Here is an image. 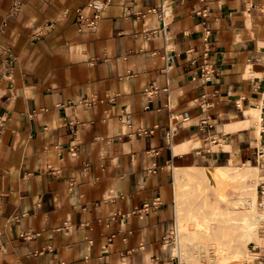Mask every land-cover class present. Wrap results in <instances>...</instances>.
Returning a JSON list of instances; mask_svg holds the SVG:
<instances>
[{"label":"crops","instance_id":"crops-1","mask_svg":"<svg viewBox=\"0 0 264 264\" xmlns=\"http://www.w3.org/2000/svg\"><path fill=\"white\" fill-rule=\"evenodd\" d=\"M93 1L0 0V264H172L176 172L261 171L264 0Z\"/></svg>","mask_w":264,"mask_h":264},{"label":"rangeland","instance_id":"rangeland-1","mask_svg":"<svg viewBox=\"0 0 264 264\" xmlns=\"http://www.w3.org/2000/svg\"><path fill=\"white\" fill-rule=\"evenodd\" d=\"M204 168L206 167L193 168L191 166L182 168L179 170V172H176V224L179 232L178 238L180 246L178 245V247L180 248V250L179 252L177 250H175L174 252L180 256L181 264H252V256L254 255L251 252L250 248L252 244L257 245L255 242L257 236L256 232L252 234V237H250V241L248 242L246 248L242 251V253H251V255H249L250 253H246V257L244 258V260H242V257L237 260L227 259L225 263L224 261L219 262L218 256L213 255L214 253H212L210 246L217 243L216 240L220 239L225 232H229V235L236 234V231L239 232V228L237 229V227H234L235 230L237 229L235 231L232 230L233 227L231 228V226H236L239 223V219H241L242 216H244V214H246L247 212H253L252 214H256L258 208L257 213L264 214V203L263 205H261V203H259V199H257V206L255 205L254 207H252L249 201H247L248 199L252 197L254 198L256 196L254 193L253 185L257 184L255 182L258 179L257 173L259 172V170L256 169V171H252L249 169L248 172H245L246 174L244 176H240L238 179L232 180L235 182L237 188H231L229 194L224 195L223 201L221 202V204H219L218 194L210 186H208L209 184L207 183L203 175ZM240 170L244 169L240 168ZM244 201H247L245 203V206H243ZM217 206H220V210L216 209V212H213V207L215 208ZM255 207L257 208L255 209ZM249 208H253V210ZM244 210L246 211V213ZM197 216L202 219H204L205 217H212V220L207 222L210 227H207L206 224L204 225L205 222L202 219H200L204 222L202 227H200L201 225H196L193 227L194 217ZM232 216L236 219L235 221L230 220L231 218H233ZM180 219H183L186 226L185 228H187L188 225H192L186 235L184 233L185 231H183L184 228H180L181 230L179 231ZM190 220L192 222H189ZM231 221H234L233 224L231 223ZM263 232L264 218L258 226V234L260 237L262 236L264 238ZM180 241L183 243V245H181ZM262 241L263 240H261L260 242ZM260 245L264 246V244L262 243H260Z\"/></svg>","mask_w":264,"mask_h":264},{"label":"bare ground","instance_id":"bare-ground-1","mask_svg":"<svg viewBox=\"0 0 264 264\" xmlns=\"http://www.w3.org/2000/svg\"><path fill=\"white\" fill-rule=\"evenodd\" d=\"M252 112L255 113V114H258V112H256V110H254V109L252 110ZM258 133H259L258 135L260 136V132H258ZM240 168H242L244 170H240ZM249 169L252 170V171H254V170L256 171V169L259 170V167L258 166H252V165H249V164H246V163L244 165H236V164L231 163L230 165H225V166H213V167H210V168L206 167V168L203 169V175H204L207 183L209 184L208 186H210L218 194V196H219L218 203L221 204V202L224 199L223 198L224 195H228L231 188H234V189L237 188L235 182L232 181V180L238 179L240 176H244L246 174L245 172H248ZM257 177H258V179L255 182L257 184L253 185L254 193H255L256 196L254 198L252 197L253 199L250 198V199L247 200V201H249V203L251 204L252 207H254L255 205L257 206V199H258L257 185L260 182V179L262 177L259 172L257 173ZM246 202L244 201V205L243 206H245ZM219 208H220V206H217L215 208L213 207V212H216V209L218 210ZM256 208L257 207H255V209ZM249 209H251V208H249ZM251 210H253V208ZM257 212H258V208H257ZM257 212H256V214H252L253 212L252 213L251 212H249V213L247 212L246 213V211H245L246 214H244V216H242V218L239 219V223L237 224L239 226H237V225L236 226H234V225L231 226V228L233 227L232 230H235L234 227L235 228L237 227V229L239 228V232L236 231L237 230L236 229L235 230L236 234H232L234 236L229 235V232H225V233L223 232L224 234L222 235V237L220 239L216 240L217 243H215L214 245L210 246V249H211L212 253H214L213 255H217L218 256L219 262L224 261V263H225L227 259H230V260L231 259H235V260H237V259H240L242 257H243L242 260H244V258L246 257L245 256L246 253H250V252H246V253L243 252L242 253V251L246 248L248 242L250 241V237H252V234H254L255 232L257 234L256 240H255L256 244H260L261 243L260 241L262 240V238L258 234V226H259V223L264 218V214L263 213H257ZM240 213H241V211H240ZM190 218H192V217H190ZM200 219H202V218H199L198 216L194 217V225H193V227L196 226V225H198V226L201 225L200 227H202L204 222H205L204 225L206 224L207 227H210V225L207 222L212 220V217L211 218L205 217L204 219H202L204 222L202 220H200ZM191 220L189 222H192ZM230 220H234L235 221L236 219L233 217ZM234 221H231V223L233 224ZM185 227L186 226H185V223H184L183 219L182 220L180 219V221H179V231L181 230L180 228H184L183 231H185L184 233L186 235L187 232H189V230L192 227V225H188L187 228H185ZM183 231H182V233H183ZM233 233H234V231H233ZM228 235L232 236V237H229ZM183 238H184V236H183ZM181 245H183L182 242H181ZM176 250L179 252L180 248L178 247ZM249 255H251V253Z\"/></svg>","mask_w":264,"mask_h":264},{"label":"built area","instance_id":"built-area-1","mask_svg":"<svg viewBox=\"0 0 264 264\" xmlns=\"http://www.w3.org/2000/svg\"><path fill=\"white\" fill-rule=\"evenodd\" d=\"M90 6L96 11V14L93 18H87L85 19L87 22V25L92 27L97 23V20L99 18V13H101V11L104 9V4L99 1H93L92 3H90ZM161 18L163 19V21H165L166 19V13L164 10L161 11ZM80 19L83 20L84 18L82 17V15L80 14ZM148 93H152V91H149ZM87 103L89 105H92L94 103V101H87ZM264 131V129H263ZM261 132V131H260ZM258 156L260 161V173H261V180L257 185V194H258V199H259V203H261V205H263L264 203V148L258 149ZM178 229H177V224L175 225L171 235H170V240L174 245V248L176 250V248H178L179 245V238H178ZM264 234V232H263ZM251 252L253 253V258H252V264H264V254H260L258 253V250H261V248H259L258 245L252 244L251 248H250ZM172 264H181V259L180 256L178 254L175 253V257H174V261Z\"/></svg>","mask_w":264,"mask_h":264}]
</instances>
